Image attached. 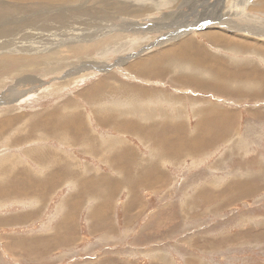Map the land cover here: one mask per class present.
I'll return each instance as SVG.
<instances>
[{
  "label": "rangeland",
  "instance_id": "rangeland-1",
  "mask_svg": "<svg viewBox=\"0 0 264 264\" xmlns=\"http://www.w3.org/2000/svg\"><path fill=\"white\" fill-rule=\"evenodd\" d=\"M120 1L149 8L111 17V36L76 56L26 68L39 81L0 59V264H264V1ZM212 9L221 24L206 28L245 32L239 11L260 33L213 43L192 26ZM185 38L198 66L130 67ZM87 57L103 66L65 70ZM72 119L77 134L53 126Z\"/></svg>",
  "mask_w": 264,
  "mask_h": 264
},
{
  "label": "bare ground",
  "instance_id": "bare-ground-1",
  "mask_svg": "<svg viewBox=\"0 0 264 264\" xmlns=\"http://www.w3.org/2000/svg\"><path fill=\"white\" fill-rule=\"evenodd\" d=\"M3 1L5 0H0V59L3 61H11V62H20L22 60L23 63H19V67L17 68L16 72H22L24 73L25 70H28L29 68H34V67H44L47 66L50 63H53V61L58 62L59 60H65L68 57L64 54L65 51H68L69 53H71L72 55H77L80 54V52H82V48H83V44L84 41L85 42H94L96 39L95 37H107L109 35H104L105 33H109L110 31H113V29L109 26L110 22H112L113 20L111 19V17L116 16V17H121L123 15H128V16H134L135 14H139L141 11L142 13L144 11L147 12L148 10V6H143L140 9L136 8L135 10L133 8H130L131 4L129 5L130 7H128L127 4H124V1H120V0H45L43 2L42 6H38V2L34 3L33 2L29 3L27 2V0H7L5 2H7V4H2ZM29 1V0H28ZM31 1V0H30ZM92 1V2H91ZM133 1V0H132ZM178 1V0H177ZM244 1V0H243ZM247 1V0H245ZM264 0H262L263 2ZM10 2V4H8ZM35 2V1H34ZM41 2V1H40ZM41 2V3H42ZM61 4H60V3ZM91 2V3H90ZM135 2V0H134ZM162 2V1H161ZM174 2V1H173ZM172 2V3H173ZM256 2V0L254 1V3ZM258 2V1H257ZM55 3H59L57 5H55ZM63 3H66L65 5ZM133 3V2H131ZM137 3V2H136ZM139 3V2H138ZM244 3V2H243ZM252 3V2H251ZM46 4V5H45ZM262 4V3H260ZM41 5V4H40ZM49 5H53V6H49ZM153 5V3H152ZM248 5V4H247ZM245 4V6H247ZM253 7L254 4L252 3ZM134 6V5H133ZM154 6V5H153ZM250 6V5H248ZM256 6H259L258 4ZM264 6V4L262 5ZM136 7V6H135ZM138 7V5H137ZM213 7V6H212ZM217 7V6H216ZM252 7V6H250ZM260 7V6H259ZM258 7V8H259ZM44 8H46L47 12L44 10ZM219 8V7H218ZM257 8V10H258ZM263 8V7H262ZM15 11V12H10L9 10ZM255 9V8H254ZM254 9H252L254 11ZM256 10V11H257ZM213 9L211 10V18L210 19H204L201 20L195 24H193V28L194 27H202L199 28V30L197 31L198 34H206L207 37L209 38V41H213V43H219V42H224V43H228L232 44H239V42H235L234 40H232V36L236 35L237 37L240 36H244L246 38H248L246 34H253V35H257L256 31L260 30L258 29L261 24L255 23L254 20H250L248 15L242 14L239 11H237L236 16L238 18V20L240 21H244L243 24L242 23H235V25H238L236 27V29H240V30H244L245 32H241V31H235L234 28L228 27V29H231L230 32H225V31H215L217 28L220 29L219 27H214L211 25V27L209 26L208 28H206L203 24L204 22H206L207 20L209 21H215L219 24H221L219 17H217L216 14L212 13ZM251 11V10H249ZM144 12V13H146ZM150 12V11H149ZM152 12V11H151ZM150 12V13H151ZM208 12V11H207ZM215 12V11H214ZM222 12V10H221ZM262 12V10H261ZM142 13L140 14V16L142 17ZM107 14V15H106ZM158 14V13H157ZM154 15V14H153ZM161 15V14H160ZM219 15V14H218ZM250 15V14H249ZM82 16H91V17H95L97 20L96 23H100V25L97 27H94L95 30H93V28H85V29H75L76 27L71 26V21H76L77 19H80ZM108 16V17H107ZM235 16V15H234ZM251 16V15H250ZM154 17V16H153ZM107 18V19H106ZM136 18V17H135ZM137 18L140 19V17L138 16ZM160 18V16H159ZM138 19V20H139ZM152 20V18H149ZM148 19V20H149ZM112 20V21H111ZM236 20V19H235ZM258 20V19H257ZM135 21V19H134ZM150 21V20H149ZM237 21V20H236ZM101 22H107L105 25ZM138 22V21H137ZM234 22V21H233ZM238 22V21H237ZM258 22V21H257ZM209 23V22H208ZM58 26L60 29L54 28L51 29L53 26ZM82 24V23H81ZM163 24V23H161ZM258 24V25H255ZM113 25V24H112ZM159 25V24H158ZM197 25V26H196ZM232 25V24H231ZM95 26V25H94ZM226 26V25H225ZM131 27V26H130ZM227 27V26H226ZM264 27V26H262ZM63 28H67V29H63ZM128 28V27H127ZM119 30L121 29V27L119 26L118 28ZM201 29V30H200ZM215 29V30H213ZM256 29V30H255ZM261 29V28H260ZM34 30H36L35 32H33ZM170 31V30H169ZM168 31V32H169ZM249 31V33H247ZM131 32V31H130ZM171 32V31H170ZM194 32V30H193ZM238 32V33H235ZM96 33V34H93ZM98 33V34H97ZM104 33V34H103ZM111 33V32H110ZM164 33V32H163ZM262 34V32H261ZM121 35V34H120ZM129 35V34H128ZM111 36V35H110ZM114 36V35H112ZM165 36V35H164ZM102 37V38H104ZM185 37V36H184ZM97 38V40H98ZM108 38V37H107ZM205 38V37H204ZM236 38V37H235ZM234 38V39H235ZM239 38V37H238ZM106 39V38H105ZM211 39V40H210ZM240 39V38H239ZM252 39V38H251ZM250 39V42L252 43ZM243 40V38H242ZM114 41V40H113ZM131 41V40H130ZM245 41V40H243ZM247 41V40H246ZM106 42V41H105ZM248 42V41H247ZM102 43V42H101ZM116 44V42H114ZM119 43V42H118ZM254 43V42H253ZM256 43V42H255ZM264 43V42H263ZM97 44V41H96ZM179 44V43H178ZM242 44V43H241ZM85 45V44H84ZM88 45V44H87ZM91 45V44H90ZM93 45V43H92ZM99 45V44H98ZM118 45V44H117ZM238 45V47H239ZM245 44H242L241 46H244ZM256 45V44H255ZM97 45H95L96 47ZM102 46V44H101ZM110 46V45H109ZM112 46V45H111ZM120 46V45H119ZM217 46V45H216ZM229 46V45H228ZM237 46V45H236ZM235 47H233L232 49H234V53H235ZM107 47V46H106ZM113 47V46H112ZM111 47V48H112ZM219 47V46H218ZM253 47V45H252ZM89 48V47H88ZM93 48V47H92ZM98 48V47H97ZM110 48V49H111ZM118 48V46H117ZM231 48V47H229ZM246 48V47H245ZM244 48V49H245ZM65 49V50H64ZM87 49V48H86ZM99 49V48H98ZM106 49V48H105ZM107 49V50H110ZM253 50V48H251ZM91 50V49H90ZM94 50V49H92ZM163 50V49H162ZM240 50V49H239ZM247 50V49H246ZM262 50V49H260ZM87 51V50H86ZM85 51V52H86ZM242 51V50H241ZM248 51V50H247ZM83 52V54L85 53ZM95 52V51H94ZM99 52V51H97ZM237 52V51H236ZM67 53V52H66ZM88 53V51H87ZM100 53V52H99ZM105 53V52H103ZM216 53V52H215ZM238 53V52H237ZM253 53V52H252ZM263 53V52H262ZM101 54V53H100ZM98 54V55H100ZM249 54V53H248ZM88 55V54H87ZM150 55V54H149ZM227 55V54H226ZM229 55V54H228ZM79 56V55H78ZM171 56H176L178 57L175 59H170L169 63L172 64L174 63V61L176 60L177 63L175 64L174 67H177L180 65L179 63H184L188 66H193L195 67L197 65V63H201V57L200 55H197L195 48H194V43L192 42V39L190 38H185L181 41V43L177 46V47H169L163 51H160L159 53H157L156 55H153L150 57H144L143 59H138L133 61L132 64H130V67H132L133 69H135V71L137 70H141L143 72V70L147 71L149 70L148 65L144 64L142 65L144 62L146 63H155V62H159L160 64H162V62L168 57ZM2 57V58H1ZM73 57V56H72ZM84 57V56H83ZM86 57V56H85ZM91 57V56H89ZM70 58V57H69ZM64 62V61H63ZM98 63H96L94 60H91V58H84V60L78 63H73L70 62L68 64V66L65 68V70H70V72L72 71H78L79 69H84V68H88V67H92V66H103L100 61H98ZM62 62H60L57 66L61 67L60 69H62L63 64H61ZM91 63V64H90ZM56 65V64H55ZM54 65V66H55ZM65 65V63H64ZM105 65V64H104ZM199 65V64H198ZM197 65V66H198ZM215 68L219 69L221 68V65H219L216 62L212 64ZM16 66V65H15ZM183 66V65H181ZM52 66H50L49 68H51ZM71 67V69H70ZM2 68V67H1ZM28 68V69H26ZM45 68V67H44ZM47 68V69H49ZM64 68V67H63ZM86 68V69H87ZM54 69V68H53ZM197 69V68H196ZM59 70V69H57ZM56 70V71H57ZM164 70V68L162 70H160V72H162ZM184 70V67H183ZM194 70V69H193ZM19 71V72H18ZM49 71V70H48ZM60 71V70H59ZM58 71V73H59ZM153 71V70H152ZM151 71V72H152ZM178 71V70H177ZM14 72V70H13ZM31 72V71H30ZM36 72V71H35ZM54 72V71H53ZM62 72V71H61ZM68 72V73H70ZM84 72V71H83ZM182 72V71H181ZM15 73V72H14ZM27 73L25 76L21 77L20 79H26L31 81L32 83L37 81L38 79L34 78L32 74ZM24 73V74H25ZM49 73V72H46ZM56 73V72H55ZM56 73V74H58ZM149 73V72H148ZM176 73V72H175ZM44 74V73H43ZM145 74V73H144ZM177 75V74H175ZM6 76V75H5ZM11 76V75H10ZM14 76V74H13ZM18 76V74H17ZM59 76V74H58ZM174 76V75H172ZM179 76V75H178ZM197 78V77H196ZM184 80V79H183ZM188 80V79H187ZM20 81V80H19ZM39 81V80H38ZM26 82V81H25ZM197 84V83H196ZM95 88V87H94ZM101 88V87H100ZM15 89V88H14ZM109 89V88H107ZM89 90V89H88ZM114 90V89H113ZM11 93L13 94L12 89L10 90ZM15 91V90H14ZM90 91V90H89ZM88 91V94H89ZM92 91V89H91ZM94 91V90H93ZM92 91V92H93ZM128 91V90H127ZM131 91V90H130ZM87 92V91H86ZM85 92V93H86ZM115 92V91H114ZM10 93V94H11ZM16 93V91H15ZM127 93V92H126ZM165 95V94H164ZM7 96V95H6ZM131 96V95H130ZM4 99V98H2ZM96 100V99H95ZM101 100V98H100ZM180 100V99H178ZM97 101V100H96ZM99 102V101H98ZM94 103V102H93ZM64 106V105H63ZM70 107V106H69ZM63 108V107H62ZM60 109H57V111H59ZM62 113V112H61ZM145 114H147L146 111H144ZM68 114V113H67ZM71 114V113H70ZM53 115V114H52ZM63 115V114H62ZM53 117V116H51ZM56 117V116H55ZM68 116H65V118ZM59 120L61 118L58 117ZM64 118V119H65ZM76 118V117H75ZM63 119V118H61ZM70 120V117L68 118ZM47 120V119H46ZM51 120V119H50ZM55 120V119H53ZM68 120V122H69ZM75 119H72L70 121V126L68 124H64L61 123L62 121H59V124L57 123L54 124L53 126L55 127H62L63 129H68L70 128L73 129V131L77 134L78 130H81L82 124H79L77 122H73ZM11 121V119H7V122ZM48 121V120H47ZM57 121V119H56ZM105 121V120H104ZM108 121V120H107ZM39 122V121H38ZM52 122V120H51ZM58 122V121H57ZM106 122V121H105ZM37 123V122H36ZM45 123V122H44ZM115 123V122H114ZM47 124L49 125V130H51L52 126L51 123L47 122ZM36 125V124H34ZM68 125V126H67ZM114 125V124H113ZM118 123L115 124L114 126L117 127ZM121 125V124H120ZM40 126V124H39ZM38 126V127H39ZM67 126V127H66ZM180 126V125H179ZM36 127V126H35ZM119 127V126H118ZM117 127V128H118ZM185 127V126H184ZM121 128V127H120ZM119 128V130H120ZM137 128H139V126H137ZM147 128V127H146ZM182 128V127H181ZM186 128V127H185ZM32 129V128H31ZM122 129V128H121ZM185 130V129H184ZM52 131V130H51ZM62 131V130H61ZM60 131V132H61ZM72 131V130H71ZM72 131V132H73ZM143 131L147 132V134L149 133V131H147V129H143ZM73 132V133H74ZM141 132V131H139ZM145 132L144 135L146 134ZM71 133V132H70ZM54 134V133H53ZM63 134V133H62ZM71 135V134H69ZM143 135L142 138H145ZM72 136V135H71ZM76 136V135H75ZM149 137V136H148ZM176 138V137H175ZM59 139V138H58ZM63 139V138H62ZM81 139V138H80ZM148 139V138H147ZM146 141H150L149 139ZM81 141V140H80ZM87 141V140H86ZM142 141V140H141ZM144 141V142H146ZM154 142V141H153ZM193 142V141H192ZM163 143V142H162ZM168 143V142H166ZM197 143V142H195ZM165 144V143H164ZM161 145V144H160ZM191 145V144H190ZM162 147V146H161ZM181 147V146H179ZM195 147V146H194ZM176 149V148H174ZM189 149V148H188ZM194 149V148H193ZM49 151V150H48ZM174 151V150H173ZM182 151V149H181ZM187 151V150H186ZM41 152V151H40ZM46 153V152H45ZM185 153V152H184ZM41 154V156L43 155V153H39ZM56 154V153H53ZM33 155V154H32ZM58 155V154H57ZM56 156V155H54ZM30 157H32L30 155ZM41 158V157H40ZM43 158V157H42ZM41 158V160H42ZM45 159V157H44ZM35 160V159H34ZM46 160V159H45ZM37 162V160H36ZM7 164V163H6ZM52 165V164H51ZM4 170V169H3ZM9 170V169H8ZM72 170V169H71ZM5 171V170H4ZM50 171V170H49ZM7 171H5L4 173H6ZM9 172V171H8ZM53 173V172H52ZM8 174V173H7ZM40 239V238H39ZM33 241V240H32ZM42 241V240H41ZM30 242V241H29ZM36 242V241H35ZM43 244V243H42ZM41 244V245H42Z\"/></svg>",
  "mask_w": 264,
  "mask_h": 264
},
{
  "label": "crops",
  "instance_id": "crops-1",
  "mask_svg": "<svg viewBox=\"0 0 264 264\" xmlns=\"http://www.w3.org/2000/svg\"><path fill=\"white\" fill-rule=\"evenodd\" d=\"M96 149V148H95Z\"/></svg>",
  "mask_w": 264,
  "mask_h": 264
}]
</instances>
